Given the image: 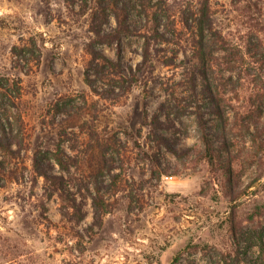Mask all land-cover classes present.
<instances>
[{
  "label": "rangeland",
  "instance_id": "rangeland-1",
  "mask_svg": "<svg viewBox=\"0 0 264 264\" xmlns=\"http://www.w3.org/2000/svg\"><path fill=\"white\" fill-rule=\"evenodd\" d=\"M203 1L148 0L162 22L169 14L172 33L164 27L170 41L155 43L152 67L138 70L135 33L93 44L94 12L103 18L98 0H0V84L15 102L5 133L0 128V264H264V147L251 142L256 127L228 133L240 173L232 183L196 155L194 114H158L170 88L188 95L194 39L184 17ZM209 1L215 29L244 45L242 3ZM249 1L264 21V0ZM107 11L102 30L110 32L118 23ZM146 14L134 12L130 24L141 26ZM89 46L120 65L89 71L92 86ZM247 58L251 74L228 96L242 115L252 105L264 114L255 97L260 70ZM196 84L189 110L203 107L217 148L199 75ZM254 119L261 131L264 115ZM58 148L68 169L50 161ZM36 157L57 184L35 171Z\"/></svg>",
  "mask_w": 264,
  "mask_h": 264
},
{
  "label": "trees",
  "instance_id": "trees-1",
  "mask_svg": "<svg viewBox=\"0 0 264 264\" xmlns=\"http://www.w3.org/2000/svg\"><path fill=\"white\" fill-rule=\"evenodd\" d=\"M235 1L234 3L236 5L242 3L243 12H245L242 15L245 16L248 23V32L245 36L246 40L244 45L233 43L220 31L215 29L209 0L202 2L198 14H195L193 17L187 15L184 17L186 27L193 29L194 39V64L188 70L186 83L188 95H186L187 97H182L180 95L181 93L175 87L170 88L168 90L170 96L168 108L163 104L158 113L159 115H161V113L166 115L167 112H169L167 109H169L177 119H180L186 112L194 114L196 117L197 140L201 147L196 155L199 159L207 162L212 169L219 168L226 178V181L232 183L234 179L236 180V178H239L240 173H237L233 166L235 156H232L230 152L232 142L228 137V133L231 134L238 126L250 132V126L253 124L256 127L257 134L253 135L251 142L258 147H264V142L257 140L264 134V124L262 126L263 129L260 131V122L254 119V117L258 119L263 117L264 114L261 107L259 105H252L254 110H249L248 108V110L245 111V115H242L239 111V107L233 105V99L228 96V92L232 91V89L233 92L236 91V86L239 84L238 80H241L243 77H249L251 74L252 66L244 62L245 57H248L247 59L251 58L253 63L257 65V69L260 70L257 74V78L259 79V90L256 91L255 97L260 100V104L261 101L264 100V79L261 72V70L264 69V21L261 20V17L257 16V11L254 12L256 5H252L249 0ZM98 5L99 10H101V17L103 18H98L97 14L94 12L92 21L96 27L94 29L95 38L93 44L112 45L116 42L119 43L123 35H132L135 33V35L139 37L140 55L142 58L138 70L141 68L146 70L152 67L155 52H159V49L154 47L155 43L157 45L161 41H170L167 37L168 32L164 29V27L167 30L170 29L172 33V21L169 14L165 12L168 19L162 22L158 17L157 8L151 6L148 0H100V2L98 0ZM142 9L147 13L145 15V23L139 27L132 26L129 22L130 16L134 12L142 13ZM107 10L110 11L118 23L110 32L102 30V23L108 19L109 14ZM88 52L91 58L88 62L85 75L86 81L91 86L94 80L90 78L91 74L89 71L96 70L99 72L104 70L110 72L120 68L119 62L108 59L98 48L89 46ZM243 64L246 65L245 69L242 67ZM198 75L203 81L209 112L215 117L217 122L216 129L220 135L219 139L221 143L217 148L208 132V121L205 118L203 107L196 104L194 107L195 111L192 112L189 110L192 103L198 101L196 84ZM3 87L4 86L0 84V128L3 133H5V124L10 122L9 118L12 116L10 108L15 107V102L12 101L11 96L7 94ZM187 98L190 100L189 102ZM158 114L155 115V122L159 121ZM161 140L165 142L163 138H161ZM172 152L177 157H183L175 148H172ZM224 152L227 154L226 157L222 155ZM65 159L66 157L63 151L58 148L55 152H52L50 161L52 160L53 164H56L63 170L68 169ZM251 159L254 161L255 158L252 157ZM40 160L41 157H36L34 164L35 171L42 174L50 183L54 185L57 184L58 178L51 176L49 172L44 170V164H42ZM97 199L98 197L95 199L96 202ZM263 245L262 251L264 252ZM177 261L178 258H176L172 264H176Z\"/></svg>",
  "mask_w": 264,
  "mask_h": 264
}]
</instances>
